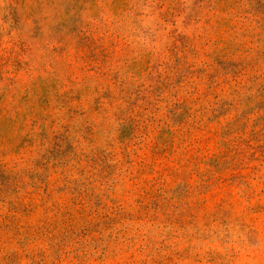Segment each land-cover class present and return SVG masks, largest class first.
I'll list each match as a JSON object with an SVG mask.
<instances>
[{"label":"rangeland","instance_id":"1","mask_svg":"<svg viewBox=\"0 0 264 264\" xmlns=\"http://www.w3.org/2000/svg\"><path fill=\"white\" fill-rule=\"evenodd\" d=\"M0 264H264V0H0Z\"/></svg>","mask_w":264,"mask_h":264}]
</instances>
